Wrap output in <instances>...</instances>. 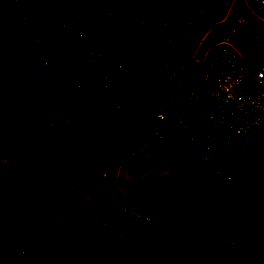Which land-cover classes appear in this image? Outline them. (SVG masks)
<instances>
[{"label":"built area","instance_id":"2783aa9c","mask_svg":"<svg viewBox=\"0 0 264 264\" xmlns=\"http://www.w3.org/2000/svg\"><path fill=\"white\" fill-rule=\"evenodd\" d=\"M46 1L55 4L54 29L69 41L73 50L67 75L76 102L84 95L86 75H96L101 94L122 130L120 139L129 143L132 152L147 165L151 168L156 165L158 147L166 145L171 154L178 151L194 154L196 166L208 170L209 185L219 198L241 191L238 202L243 204V210L230 222L238 230L225 242L233 264H238V249L247 243V233L253 224L250 212L264 207V186L258 187L256 177L249 180L239 176L218 151H247L264 136V62L244 74L248 52L256 48L264 51V0H168L173 25L166 34V43L187 47L184 55L158 59L155 93L143 120H135L131 115V79L122 59L102 48L91 27L100 26L109 38H114L122 32H139L144 27L157 32L167 19L157 11L149 14L138 11L131 0ZM164 1L167 0H147L151 5ZM18 3L19 0H0V21L7 24L2 31L18 29L19 36L26 38L25 43L15 44L20 48L19 56L26 54L22 45L29 48L31 60L32 50L41 47L43 54L37 62L50 68L58 57L54 42L42 37L35 39L31 31L19 26L15 19ZM0 97L21 111L26 130L37 137L45 135L40 125L44 108L56 115L51 121L55 143L60 144L68 132L76 131L73 126L63 125L70 121L66 106L46 107L36 102L31 109L23 97L9 93ZM96 110L95 104L85 107L89 114ZM15 149L6 137L0 138V152L16 157ZM54 156L65 165L74 164L72 157L64 159L58 152ZM256 167L264 168V162L255 164ZM24 171L28 173V168ZM165 217L167 223L160 229L161 244L170 243L176 226L169 213ZM6 218V206L0 199V219ZM183 262L182 251L175 252L166 262L158 260V264ZM189 264H194V259Z\"/></svg>","mask_w":264,"mask_h":264},{"label":"crops","instance_id":"0c3cea01","mask_svg":"<svg viewBox=\"0 0 264 264\" xmlns=\"http://www.w3.org/2000/svg\"><path fill=\"white\" fill-rule=\"evenodd\" d=\"M131 2L138 11L144 10L147 14L150 10L157 11L167 19L157 32L151 31L152 47L154 50L157 48L160 50L156 51L154 63L144 58L138 65V60H134L137 69L133 77L132 71L123 60V68L131 79L129 103L131 115L135 120H143L147 116L148 103L154 94L149 97L145 92L146 85L143 84L144 79L138 70L139 66L147 62L150 63L149 66L155 64L153 67L155 80L158 59L161 56L177 57L185 52L187 44L171 46L166 43V34L173 25L168 0L156 5L149 4L147 0ZM128 33L122 32L112 39L126 38ZM42 54L41 47L35 48L32 50V60L38 61ZM64 73L65 71L58 74L62 78L61 85L70 97L75 90L68 80V75ZM83 83L84 95L80 101L73 102L69 108L70 121L63 123L66 128L73 126L76 131L68 132L60 144L55 143L50 123L56 115L44 108L41 116L46 134L44 155L51 157L55 163H57L54 158L55 152L64 156V159L74 158V164L65 165L61 161L58 163L75 226L72 231L49 229L41 225L42 215L37 214H34L32 224L20 223V226L11 231L4 223L3 235L4 229L7 228L15 244L12 246L8 238H0V264H10L13 261L17 264H158V260L166 262L177 251L184 254L182 264H189L186 261L188 259H194V264H216V259L218 264H225L229 252L225 249L224 243L226 238H230L238 229L229 225L224 234H218L216 228L217 233L215 231L213 235L217 238L216 243L212 241L210 246L206 245L204 239H201L203 243L195 247L188 244L194 239L192 236L200 235L199 225L201 222L203 224L207 209L202 206L203 212L200 213L199 206H193L194 201L189 198L190 195L186 197V191L195 189L194 193L206 204L212 202V199L208 202L204 196L209 186L208 170L196 166L194 154L182 151L171 154L167 146L162 144L158 147L156 165L151 168L141 156L132 152L129 143L120 139L122 130L115 121L113 109L101 94L97 76L88 74ZM146 97L149 99L144 109L140 105V99L145 100ZM90 104H95L97 110L89 114L85 107ZM2 128L0 125V132ZM114 132L116 134H113ZM238 174L247 179L256 177V172L249 175L244 172ZM89 184L92 185L95 198L92 199L91 205L82 204L85 187ZM240 194L241 191H238L222 199L228 205L233 204L236 207L238 212L235 216L243 210V204L238 202ZM151 197L157 198V201L151 200ZM175 199L182 202L173 203ZM45 205L51 208L54 206L52 202ZM165 211L171 213V219L176 223L169 244L160 243L161 228L158 231V227L153 223V217L157 214L163 225H166L167 219L163 217ZM261 212V208H255L250 212L255 225L256 221L261 225L263 223ZM50 213L52 216H48V222L51 223L53 222L51 210ZM261 225H257V230L255 226L252 241L259 238ZM44 232L47 234L46 238ZM252 241L238 249V264L255 263L253 259L256 258V251Z\"/></svg>","mask_w":264,"mask_h":264},{"label":"trees","instance_id":"16d2710c","mask_svg":"<svg viewBox=\"0 0 264 264\" xmlns=\"http://www.w3.org/2000/svg\"><path fill=\"white\" fill-rule=\"evenodd\" d=\"M40 1L44 0H19L15 11V19L19 21V26L30 28L40 37L51 42V40H53L51 36L52 33L49 34L48 30L44 28V26L46 27L44 21L50 22L48 27H52V20L50 18L49 21V18H47L44 13L40 14L35 10V6ZM50 4V10L54 9L55 4ZM77 8L78 5L76 4V9ZM91 30L105 51L110 52L112 56L121 58L122 61L124 60L126 62L128 69L132 71L133 77H135L137 69L134 60H138V65H140L141 60L144 58H147L150 63H154L155 60L152 55L155 54L157 50L158 52L160 51L158 48L154 50L152 47V33L149 27H144L139 32L131 31L126 38L121 37L117 40L110 39L100 26L97 27L94 25L91 27ZM16 39V34L12 33L5 35L4 32L0 30V95L2 93H9L16 95L18 98L23 97V101H25L27 107L31 109L34 108V103L36 102H41L46 107L56 105L58 108L64 106L70 108L73 102L75 103L76 93L73 92V95L68 97V93L60 84L54 71V68H58V65H60L64 59L68 63L65 74L67 75L70 70L73 60V50L69 41L65 39V41L59 43H53L57 49L58 57L52 64L54 68H45L41 67L36 60L30 59L29 48H26L24 45H22V48L26 50V54L20 57V48L18 49L15 45ZM263 62V50L259 48L250 50L245 61L247 72L249 73L253 67L261 66ZM70 82L72 83L71 80ZM0 109L3 111V127L7 125L9 128L8 133H3L11 136L10 141L15 147H18V143L22 144L28 150L30 158L35 160L34 162L36 164H33L31 167L32 169L28 168V173H26L24 168H22V162H20V160H17L16 157L6 155L4 152H0V199L4 204L12 205L13 199L19 198L27 205L37 209L39 214L41 213L42 226L48 228L50 225H54L58 230L68 229L72 231V228L75 226V219L60 176L59 163L55 157L57 163H55L51 157L44 155V140L46 134L43 137H37L33 132L26 130L25 119L22 117L21 111L1 97ZM57 116H60L59 111ZM0 125L2 126V123H0ZM114 128L116 130L117 126L115 125ZM115 132L113 134H118V129L117 132ZM218 153L222 160L232 166L237 173H242L245 168L248 172L247 175L256 172V174H260L261 177L263 176L264 168L256 167L255 169V164L257 165L258 163L264 162V136L259 137L247 151L226 153L219 149ZM35 174H37V180L41 184V188L31 179H26V177L35 176ZM22 181H25V184H22ZM42 193H48L49 198L54 203L56 213L53 215V222L51 223L48 222V216H52L50 213L51 207L45 205ZM84 194L85 197L82 199V204L91 205L92 199L95 198V192L91 184L85 187ZM204 196L208 202L210 199H212V202L206 205L208 212L204 216L205 220L203 224L201 222L199 225L200 235L196 234V236H192L194 239L188 242L191 247L203 243L201 242L203 239L207 242L206 245L208 246H210L212 241L216 243L217 238L213 236L216 228H218V234H224L225 229L230 225L232 216L238 212L233 204L228 205L226 202H223V197L219 198L210 185L207 187ZM151 200L156 202L157 198L151 197ZM175 202H182V200L175 199L173 203ZM261 211L263 214L262 225L261 223L258 224V221H256V225L253 223L251 231L247 233L246 242L249 241L248 243L250 244L255 226L257 230V225H261V229H259V238L252 241L254 244L253 248L256 251V258H254L255 260L253 259L255 263L251 264H264V207L261 208ZM166 213H169L171 216L170 212L165 211L163 217ZM26 215V217L23 215L18 216L20 223L29 224L34 217L33 214L28 213ZM4 220L5 219H0V238H8L10 244L14 246L15 241L9 236L8 226H6L8 229H4L3 235L2 225L5 223ZM153 223L158 227V231L159 228L163 226L162 219L157 217V214L153 217ZM159 234L161 235V233ZM160 235L159 238L161 237ZM224 247L229 252L225 264H233L231 251L225 246V243ZM210 251L212 252L211 249ZM212 255L214 254L212 253ZM186 261L187 263L190 262L189 259ZM215 263H219L217 259ZM10 264L17 263L13 261Z\"/></svg>","mask_w":264,"mask_h":264},{"label":"rangeland","instance_id":"374dc122","mask_svg":"<svg viewBox=\"0 0 264 264\" xmlns=\"http://www.w3.org/2000/svg\"><path fill=\"white\" fill-rule=\"evenodd\" d=\"M141 7L146 8L145 6H142V5H141ZM35 10H36V12H39L40 14L44 13L46 15V17L49 18V21H50V18L52 20V16H51L52 15V9L50 10L49 4H48V2L46 0L38 2L37 5L35 6ZM150 11H152V10H150ZM141 12L145 13L144 10L143 11L141 10ZM49 23L50 22L44 21V25H46V27L44 26V28H46L48 30L49 34L52 33L51 36H52L53 40H51V41L55 42V43H59L61 41H65V38L56 29H54L53 25H52V27H48ZM251 24L252 23H250V25ZM254 25L258 26L257 23H254ZM4 26H7V24H5L4 22L0 21V30H2V27H4ZM25 28L28 31L32 30V29L27 28V27H25ZM15 31H13V28H11L9 31H7V32L3 31V32H4L5 35L12 34V33L16 34V36H17V39L15 41L16 44L19 45V44L25 43L26 38H23V37L19 36V34L17 33L18 29L17 30L15 29ZM32 35L34 36L35 39H39L40 38V36L35 31L32 32ZM57 54H58V52H57ZM184 54H185V52H182L180 55H184ZM177 56H179V55H177ZM152 57L154 59H156V53L153 54ZM149 64H150L149 62L143 63L141 66H139L138 70H140L141 75H142V77L144 79L143 80L144 81L143 84L146 85L145 92H147L149 97H151L152 93L154 94V92H155L154 91L155 85H154V79H153V77H154L153 67H154L155 64L152 65V66H149ZM52 67H53V65L51 66V68ZM67 67H68V63H67V61L65 59L63 60V62L60 63V65H58V68L57 67L56 68L53 67L54 71H55V73H56V75H57V77H58V79L60 81V84L62 82L61 81L62 78L60 77V75L58 73L59 72H64V71L66 72L67 71ZM244 74L247 75V69L246 68L244 69ZM148 99L149 98H147V97H146L145 100H144V98L140 99V101H141L140 105L142 106V108H144V109L146 108ZM54 106H56V105H54ZM2 113H3V111H1V109H0V123H2V127H3V122H2V115L3 114ZM145 115H146V113H145ZM50 123L52 125L51 121H50ZM40 125H41V127H44L42 123H40ZM3 132H6V133L9 132V128L7 127V125H4V127L2 128V130L0 132V135H1L0 138L1 137H6L8 140H11V136H9V135H7V134H5ZM15 154H16V159L20 160V162H22V168H24V169L25 168H31L33 166V164L36 165L35 162H34L35 160L30 158V156L28 154V150L22 144L18 143V147H16V149H15ZM260 170H262V169H260ZM243 172H244V174L248 173L247 169H245V168H244ZM240 175L241 174H239V176ZM26 179H28V180L31 179L39 188H41V184L37 180V174H35V176L26 177ZM251 179H253V177H251L249 180H251ZM256 179H257L256 183H257L258 187L262 188L264 186V173H263L262 177H261L260 174H256ZM22 184H25V181H22ZM248 184L249 183H247V185ZM195 191H196L195 189H193V190L189 189L188 191H186V194H187L186 197H188L190 195L189 198L192 199V201H194L193 206L194 205L199 206V212L202 213L203 212L202 206H204V208L207 209V207H206L207 204H206V202L203 201L202 198L198 197V195L196 193H194ZM42 196L44 198H46L45 204H50L52 202V204L54 205L53 201L49 198V194L48 193H42ZM5 206H6L7 218L4 220V222L6 223V225L8 226V228L10 230H13L17 226H20V221L18 219L19 215H23L25 217L27 216L26 214H28V213L29 214H33V215L34 214L41 215V213L39 214V211L37 209H34L30 205H27L26 203H24L23 200H21L19 198L13 199L12 205L5 204ZM50 210H51L53 215L56 213V210H55L54 206H52V208ZM34 218H35V215H34L33 219L31 220V222L29 224L33 223ZM36 221H38V220H36ZM41 225H43V224L41 223ZM49 229H55V226L54 225H50ZM43 235H44V238L47 237L46 232H44ZM100 236H102V234ZM42 241L43 240L41 239L40 242H42ZM57 249H59V248H57ZM58 255H59V253H58Z\"/></svg>","mask_w":264,"mask_h":264}]
</instances>
